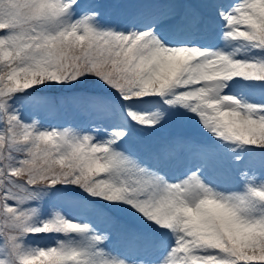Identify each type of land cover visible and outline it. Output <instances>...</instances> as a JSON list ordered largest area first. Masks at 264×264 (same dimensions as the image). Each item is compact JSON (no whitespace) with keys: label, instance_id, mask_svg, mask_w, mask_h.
Instances as JSON below:
<instances>
[{"label":"snow or ice","instance_id":"1","mask_svg":"<svg viewBox=\"0 0 264 264\" xmlns=\"http://www.w3.org/2000/svg\"><path fill=\"white\" fill-rule=\"evenodd\" d=\"M0 264H264V0H0Z\"/></svg>","mask_w":264,"mask_h":264},{"label":"rangeland","instance_id":"2","mask_svg":"<svg viewBox=\"0 0 264 264\" xmlns=\"http://www.w3.org/2000/svg\"><path fill=\"white\" fill-rule=\"evenodd\" d=\"M55 123V122H54ZM191 130H194V126H187L184 129H182V131H186V132H190ZM47 243V242H46Z\"/></svg>","mask_w":264,"mask_h":264}]
</instances>
